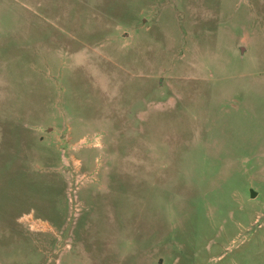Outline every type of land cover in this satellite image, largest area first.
<instances>
[{"label":"rangeland","instance_id":"1","mask_svg":"<svg viewBox=\"0 0 264 264\" xmlns=\"http://www.w3.org/2000/svg\"><path fill=\"white\" fill-rule=\"evenodd\" d=\"M0 264H264V0H0Z\"/></svg>","mask_w":264,"mask_h":264},{"label":"water","instance_id":"2","mask_svg":"<svg viewBox=\"0 0 264 264\" xmlns=\"http://www.w3.org/2000/svg\"><path fill=\"white\" fill-rule=\"evenodd\" d=\"M257 196V193H255L254 191H252V197L255 198Z\"/></svg>","mask_w":264,"mask_h":264}]
</instances>
